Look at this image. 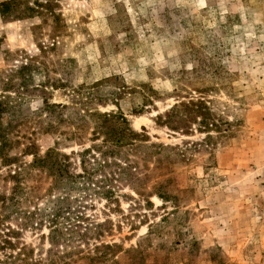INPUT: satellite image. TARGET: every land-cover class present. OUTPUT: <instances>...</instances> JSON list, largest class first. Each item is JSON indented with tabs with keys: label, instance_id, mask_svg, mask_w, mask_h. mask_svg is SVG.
<instances>
[{
	"label": "rangeland",
	"instance_id": "obj_1",
	"mask_svg": "<svg viewBox=\"0 0 264 264\" xmlns=\"http://www.w3.org/2000/svg\"><path fill=\"white\" fill-rule=\"evenodd\" d=\"M0 101V264H264V0H0Z\"/></svg>",
	"mask_w": 264,
	"mask_h": 264
},
{
	"label": "trees",
	"instance_id": "obj_2",
	"mask_svg": "<svg viewBox=\"0 0 264 264\" xmlns=\"http://www.w3.org/2000/svg\"><path fill=\"white\" fill-rule=\"evenodd\" d=\"M3 5H5V2H2L1 3V16L5 18V12L3 11ZM27 65V63H26ZM78 95V96H77ZM73 100L70 105L69 104H55V103H51L50 104V108L51 109H59L60 113L61 111L63 110H69L71 111V115L69 116H66V117H61L60 118V121L62 123H64L65 125L67 126H72V128H74V130H78V129H81L82 127H80V125H78L77 121H84V119H88V120H91L94 122V125H93V130H92V134L94 136H99L101 135L103 137L102 141L104 143H106V145H118V146H124V145H127L129 142H130V139L127 140L125 139L126 136L124 134H119L115 131L114 128L110 127V126H107L105 124L104 121H107L109 119H111L114 115L110 112L108 113H100L99 111H96V110H93L91 108H89V104H91V99L90 97L88 96V94L86 95H81L79 96V93H76V95L73 97ZM202 104V103H201ZM182 105H185V103H182ZM175 109L174 106L171 107L170 111H173ZM8 106H7V103L4 102V101H0V162H10L14 157H11L9 155H7L6 151H7V146L8 144L14 140L12 138V135H10L9 132H7V130L4 128V115L5 113L8 112ZM80 111H82L81 113V116L78 115V113L80 114ZM75 113V114H74ZM77 113V115H76ZM120 119L122 121H125L126 122V119L125 117L123 116H119ZM195 117H199L200 118V124L202 123L203 126L205 127H208L210 124L211 125H214L213 121H211L212 118H209V116L207 115V112L206 110H203V109H192L191 108V112H188L187 114H185V116H180L178 117V120L177 122H183V121H186V120H194ZM99 118H102V121L101 122H96L95 120L96 119H99ZM189 118V119H188ZM61 124V123H59ZM82 125V124H81ZM170 127H173V125H169ZM69 132V138L70 136L73 135V131H68ZM64 133H67L64 132ZM131 135H136V133L134 131H130ZM63 134V133H62ZM64 139V138H62ZM132 139V138H131ZM15 142H18V140L15 139ZM132 143V142H131ZM26 152H29L30 151V147H26L25 150ZM31 154H34L33 152H31ZM19 172H15L14 174H17ZM51 174H54V173H51ZM57 175H59V172L57 173ZM92 174H90L89 172L86 171V175H85V179L86 181L83 182V183H91L92 182ZM128 185L131 187V188H135V185L134 183L130 182L128 183ZM16 189V186L14 185L13 187V190L12 191H15ZM134 189V190H135ZM13 195L9 196V198H12ZM7 198V199H9ZM6 198L5 196L3 195H0V219H9L11 218V215L10 213H5L3 210H4V202H5ZM70 209V208H69ZM15 212L16 216H17V212L16 211H13ZM57 210L51 208V211H50V218H55L57 216ZM65 212V211H64ZM50 219V220H52ZM92 226V224H91ZM89 229L88 226H85L84 227V231ZM79 230H82V229H79ZM84 231L82 230L81 232L80 231H76L75 232V235H85L84 234ZM148 233V232H147ZM72 235V233H69V232H64L63 235ZM67 242L68 240L65 239L64 242ZM51 245H53L54 243L53 242H50ZM104 248H110V246L108 245H105ZM117 248V247H115ZM215 251H216V254H217V263L219 264H224L222 261H221V257L218 255V252L220 251V247L219 246H214L213 248ZM21 253H16V256H14L13 259H18L19 258V255ZM93 256V255H92ZM93 257H98V256H93ZM89 259L90 256L88 257ZM22 260V259H20ZM214 260V259H212ZM112 262H117V260H114L112 259ZM13 264H22L21 262H18V263H13Z\"/></svg>",
	"mask_w": 264,
	"mask_h": 264
}]
</instances>
